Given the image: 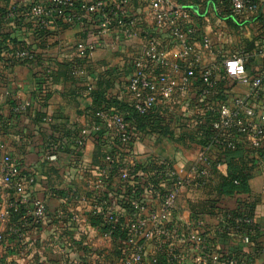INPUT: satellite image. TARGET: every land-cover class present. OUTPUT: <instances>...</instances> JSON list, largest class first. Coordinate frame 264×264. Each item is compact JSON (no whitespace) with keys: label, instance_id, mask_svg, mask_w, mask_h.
I'll use <instances>...</instances> for the list:
<instances>
[{"label":"crops","instance_id":"crops-1","mask_svg":"<svg viewBox=\"0 0 264 264\" xmlns=\"http://www.w3.org/2000/svg\"><path fill=\"white\" fill-rule=\"evenodd\" d=\"M37 1L46 3V0H0V141L18 161L21 170L35 177L33 193L46 201L50 212L69 207L81 221L79 226L76 223L69 227L54 224L48 218L25 238L24 257L21 246L13 243L14 237H8V244H0V264H72L92 260L93 251L105 258V264H115V257L111 255L115 249L113 241H102L93 229L87 228V236L81 233L87 224H94L96 220L93 213L98 204L91 197L95 186L101 195L99 203L106 208L114 206L119 182L117 173L98 182L104 155L114 151V129L94 113L112 110L128 118L120 105L129 103L125 88L139 49L151 38L175 62L179 42L165 25L156 23L149 0H129L126 16L138 20L132 37L125 35L124 27L115 18L111 19L105 34L99 36L100 17L96 12H84L80 19L51 12L47 26L41 31L35 19L28 15L30 6ZM74 1L77 4L95 0ZM103 1L106 6L111 4L109 0ZM249 1L242 12L224 16L213 6L200 4V0L196 5L192 0H168L185 9L186 5H192L187 9L199 36L209 38L211 52L200 63L213 67L216 83L210 95L212 107L221 106L223 100L232 96H249L246 86L222 76L223 59L241 51L248 56V71L264 74V58L256 50L264 38L260 24L264 0ZM126 16L124 12L122 20ZM193 41L195 50L201 51L198 36ZM21 48L31 51L33 59L16 61L13 53ZM197 89L195 81L188 94L164 100L157 107L158 114L185 122L206 121L207 117L203 120L204 106L195 98ZM249 99L257 110L264 108V90L250 95ZM172 112L177 115L168 116ZM209 117L213 118L214 113ZM128 123L132 141L117 154L119 162L135 167L148 165L152 159L187 167L200 161L210 167L209 163L216 161L218 173H226L225 153L203 143L179 141L172 134L177 126L174 121L170 134H147L134 130L131 122ZM202 132L198 130L196 134ZM243 143L239 141L241 151L237 150V155L242 156L252 174L248 181L250 191L220 198L215 207L232 211L239 199L252 202L255 232L247 242L242 240L243 235L230 233L214 236L210 243L217 252L264 264V145L250 151ZM186 193L187 208L182 215L190 219L188 201L199 196L203 199L205 194L190 190ZM77 196H87V199L80 202ZM203 219L209 232L219 227L215 216L204 214Z\"/></svg>","mask_w":264,"mask_h":264},{"label":"built area","instance_id":"built-area-1","mask_svg":"<svg viewBox=\"0 0 264 264\" xmlns=\"http://www.w3.org/2000/svg\"><path fill=\"white\" fill-rule=\"evenodd\" d=\"M109 3L106 6L103 0L80 1L77 4L74 0L37 1L30 6L28 15L43 27L47 25L51 12L60 13L59 9H55L73 10L77 6L74 13L70 11L68 18L80 19L84 12L98 13L99 36L105 34L111 19L115 18L124 27L125 35L132 37L138 22L135 17L126 16L129 0H109ZM247 3L248 0H230L231 11L240 13ZM149 5L156 23L168 28L170 35L178 40L180 48L175 62L169 60L151 38L139 49L132 61V72L125 88L133 108L141 114L155 111L164 100L188 94L197 81L195 98L200 106H204L206 114L203 120L214 113V117L210 118L217 132L212 140L213 145L233 149L244 139L252 148L263 147L264 108L257 110L249 96L264 90V74H251L247 69L248 56L241 51L223 59L222 76L246 86L249 96H232L223 100L221 106L212 107L210 95L216 83L212 75L213 67L200 63L201 58L211 52L209 38L199 36L187 9L172 5L168 0H149ZM124 12L127 19L122 20ZM196 36L202 45L198 52L193 41ZM83 51L80 50V53ZM257 53L264 58V38L259 42ZM13 56L16 61L34 57L31 51L24 48L17 49ZM95 116L114 129V151L104 155L98 182L101 183L112 173L118 174L119 182L114 195L115 204L106 208L100 205L101 195L95 186L91 197L98 205L93 216L100 217V224H87L81 230L84 236L93 229L102 241H116L121 253L115 259V264H257L251 258L241 260L217 252L205 238L202 221L194 224L188 217L177 213L179 194L188 188L204 186L210 178L209 166L198 161L180 167L173 162H150V159L148 166H152V169L148 170L144 163L141 168L121 163L117 160V154L132 141V131L127 121L122 113L112 110H99ZM34 185L35 177L21 170L18 161L0 141V244H8L7 238L13 236V243L21 246L22 257L27 251L25 238L48 218L54 224H67L69 227L76 223L79 226L81 221L69 207L50 212L46 201L34 195ZM76 198L85 202L87 196ZM236 221L241 219L237 218ZM242 221L253 223L252 218ZM229 231L234 232L233 229ZM113 234H116L115 239ZM242 240L247 242L249 239L244 236ZM159 255L164 263L159 262ZM91 259L72 264L106 263L105 258L96 251L92 252Z\"/></svg>","mask_w":264,"mask_h":264},{"label":"trees","instance_id":"trees-1","mask_svg":"<svg viewBox=\"0 0 264 264\" xmlns=\"http://www.w3.org/2000/svg\"><path fill=\"white\" fill-rule=\"evenodd\" d=\"M192 1L194 3L193 5H196L195 3L199 2V0H192ZM200 4L211 5L214 7L217 13L221 11L224 16L233 15L232 14L233 12L231 11L230 0H200ZM249 4H250V1L248 0L247 5ZM189 6H192V5H186L185 6L186 9ZM46 7L51 8V6H48V5ZM194 7L197 8L196 6ZM77 8L78 7L76 6L75 9L74 8L73 9L76 10ZM58 9L60 13L57 12V14L59 16L62 15L65 17H68L71 11V8L70 9L57 8L55 10H58ZM125 19H127V17H125ZM260 19H261L260 24L262 25L261 29L262 28L264 29V17H260ZM36 24L39 26L41 31H43V29L47 26L45 25L41 27L38 23ZM259 42L257 44L256 50H258ZM120 106L127 112L128 118L125 115H123L127 123L131 122L132 126L134 127V130L140 129L141 131H144L147 134H155V133L156 134H170L171 123L174 121L175 125H177L179 124L177 123V121H181V119H178V118H177L178 120L174 118V119H169L166 121V120H162L160 118L161 116L158 118L157 117L154 118L153 116H156L155 113L157 110L155 111L151 110L143 114L138 113L133 108V106L130 104V102L127 104L124 103ZM198 130H201L203 132L200 135L199 134L197 135L196 132ZM193 133L194 135H190L189 138L195 143H203V146L218 147V146L213 145V142H212L217 132L212 127L210 118L207 119L206 121H201V122L196 121L195 129ZM178 140L183 141L184 139H178ZM243 141H244L243 144L250 151L258 150L259 148H261V147L252 148L251 146L246 144L244 139ZM238 147L240 146L237 143L235 148L233 149L220 148L227 157L226 158V173L224 175L218 173L217 168L215 166L217 163L216 161L210 162L209 163L210 164V167H209L210 178L207 181V183L202 187L188 188V190L192 191L195 194L200 195L202 192L203 194H205L203 195L205 197L203 199H200V196H199L197 197L198 198L197 200L188 201V208L191 212L189 220H191L194 224L197 221L203 222L202 228L204 230L205 238L207 239L208 242L213 241L214 236L216 237L229 236L230 233L240 234V235H243V237L247 236L248 239H250L253 233L255 232L253 223L249 224V223L242 221L244 218H252V212L254 208L252 202H249L247 199H242V200L239 199L237 201L235 210H232V211H223V210L221 211L219 209H216L215 207L216 201H218L220 198H225V197L232 196V195H237V196L245 195V194H248L250 191L248 181L250 177L252 176V174L249 172V169L247 168L242 156L239 153L237 155V150H240V148ZM150 162H152V159L150 160ZM142 166L143 165L139 164L138 166H135V167L141 168ZM146 169L151 170L152 166L147 165ZM204 214L208 216H212V217L215 216L216 218L219 219V227L213 233L209 232V230L204 224V219H203ZM95 217H96L95 223L92 225L97 226L100 224V217L99 216H95ZM237 218H240L241 221L237 222L236 221ZM230 229H233L234 232H230L229 231ZM115 237H116V234H113V239H115ZM113 243L115 244V249L111 255L114 256L115 259H117L119 258L121 252H120L118 243L116 241H113ZM229 255L234 256L233 254H229ZM159 262L164 263L162 256L159 257Z\"/></svg>","mask_w":264,"mask_h":264},{"label":"rangeland","instance_id":"rangeland-1","mask_svg":"<svg viewBox=\"0 0 264 264\" xmlns=\"http://www.w3.org/2000/svg\"><path fill=\"white\" fill-rule=\"evenodd\" d=\"M156 116H153L154 118H158L160 117V115L157 113H155ZM171 115H177L176 112H172V113H169L168 116H171ZM162 120H169L168 117L167 119L164 118V117H160ZM173 117L171 116L170 119H172ZM178 120V119H177ZM194 121H177V126H176V129L175 131L172 133L177 139H184V142H187L188 144L192 143V144H195L194 141L190 140L189 136L190 135H194L193 131L195 129V119H193ZM196 138V137H195ZM186 153H189V152H186ZM185 153V154H186ZM192 153V152H191ZM187 190L184 191V192H181L177 198V201H176V210H177V213L182 215L185 207L187 208V203H186V196H187ZM179 211V212H178Z\"/></svg>","mask_w":264,"mask_h":264},{"label":"clouds","instance_id":"clouds-1","mask_svg":"<svg viewBox=\"0 0 264 264\" xmlns=\"http://www.w3.org/2000/svg\"><path fill=\"white\" fill-rule=\"evenodd\" d=\"M233 68H235V65H232Z\"/></svg>","mask_w":264,"mask_h":264}]
</instances>
